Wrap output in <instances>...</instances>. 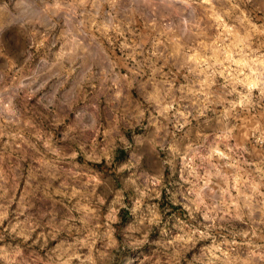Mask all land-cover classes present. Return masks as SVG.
<instances>
[{"label": "rangeland", "instance_id": "374dc122", "mask_svg": "<svg viewBox=\"0 0 264 264\" xmlns=\"http://www.w3.org/2000/svg\"><path fill=\"white\" fill-rule=\"evenodd\" d=\"M171 1L0 0V264H264V0Z\"/></svg>", "mask_w": 264, "mask_h": 264}, {"label": "bare ground", "instance_id": "6f19581e", "mask_svg": "<svg viewBox=\"0 0 264 264\" xmlns=\"http://www.w3.org/2000/svg\"><path fill=\"white\" fill-rule=\"evenodd\" d=\"M163 3H164V5H162L163 7L164 6H166V8H168V9H173V7H174V3L171 1V0H163ZM161 4V3H160ZM177 4V3H176ZM161 6V7H162ZM183 8V7H182ZM56 9V8H55ZM43 15V14H42ZM80 39V38H79ZM77 52V51H76ZM75 52V53H76ZM71 56V54H68V53H65V52H61L59 55H58V58L60 59V60H66L67 58H66V56ZM75 55V54H74ZM77 55H78V53H77Z\"/></svg>", "mask_w": 264, "mask_h": 264}, {"label": "crops", "instance_id": "0c3cea01", "mask_svg": "<svg viewBox=\"0 0 264 264\" xmlns=\"http://www.w3.org/2000/svg\"><path fill=\"white\" fill-rule=\"evenodd\" d=\"M8 59V62H10V58H7Z\"/></svg>", "mask_w": 264, "mask_h": 264}]
</instances>
